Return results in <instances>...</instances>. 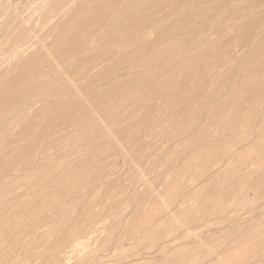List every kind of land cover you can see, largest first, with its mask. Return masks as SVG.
<instances>
[{
	"label": "rangeland",
	"instance_id": "1",
	"mask_svg": "<svg viewBox=\"0 0 264 264\" xmlns=\"http://www.w3.org/2000/svg\"><path fill=\"white\" fill-rule=\"evenodd\" d=\"M0 264H264V0H0Z\"/></svg>",
	"mask_w": 264,
	"mask_h": 264
},
{
	"label": "bare ground",
	"instance_id": "2",
	"mask_svg": "<svg viewBox=\"0 0 264 264\" xmlns=\"http://www.w3.org/2000/svg\"><path fill=\"white\" fill-rule=\"evenodd\" d=\"M178 2H179V1H178ZM253 3H254V2H253ZM151 10H152V9H151ZM249 23H250V22H249ZM40 43H41V41H40ZM49 54H50V53H49ZM50 56H51V54H50ZM40 57L42 58V56H39V58H40ZM51 58L53 59V57H51ZM54 59H55V56H54ZM122 60H123V59H122ZM54 62H57V61H54ZM165 70H166V69H165ZM155 76H156V75H155ZM174 81H175V80H174ZM69 82H70V81H69ZM70 86H72V85H70ZM34 87H35V86H34ZM74 87H76V86H74ZM28 88L30 89V86L25 88V92H26V93L28 92ZM76 88H77V87H76ZM77 89H78V88H77ZM22 91H23V90H22ZM22 91H21L20 93H22ZM25 92H24V93H25ZM117 99H118V98H117ZM122 99H123V98H122ZM153 100H154V99H153ZM144 104H145V103H144ZM129 106H130V105H129ZM137 107H138V106H137ZM137 107H136V108H137ZM38 113H39V112H38ZM97 116L99 117V115H97ZM96 119H97V121H98V123H99V120H98V119H102V118H96ZM100 122H102V121H100ZM135 123H136V122H135ZM96 125H98V124H96ZM98 127H99V126H98ZM89 129H90V128H89ZM121 129H122V128H121ZM143 133H144V132H143ZM106 134H107V133H106ZM108 134H111V132H110V133L108 132ZM109 137H110V135H109ZM111 138H112V137H111ZM111 138H110V139H111ZM118 138H119V137H118ZM118 138H117V139H118ZM112 139H113V138H112ZM119 139H120V138H119ZM119 139H118V140H119ZM115 141L117 142V140H115ZM113 142H114V141H113ZM119 143H120V142H119ZM120 144H121V143H120ZM120 144H119V146H120ZM97 145H98V144H97Z\"/></svg>",
	"mask_w": 264,
	"mask_h": 264
}]
</instances>
